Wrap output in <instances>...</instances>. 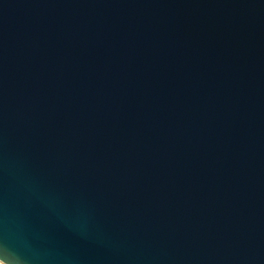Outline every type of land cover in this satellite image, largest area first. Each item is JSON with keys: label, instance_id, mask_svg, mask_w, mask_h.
Segmentation results:
<instances>
[{"label": "water", "instance_id": "water-1", "mask_svg": "<svg viewBox=\"0 0 264 264\" xmlns=\"http://www.w3.org/2000/svg\"><path fill=\"white\" fill-rule=\"evenodd\" d=\"M0 264H264V0H0Z\"/></svg>", "mask_w": 264, "mask_h": 264}]
</instances>
